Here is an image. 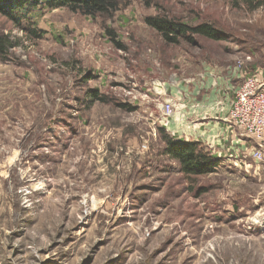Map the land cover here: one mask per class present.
Here are the masks:
<instances>
[{
    "label": "rangeland",
    "instance_id": "374dc122",
    "mask_svg": "<svg viewBox=\"0 0 264 264\" xmlns=\"http://www.w3.org/2000/svg\"><path fill=\"white\" fill-rule=\"evenodd\" d=\"M24 14L19 29L0 15L15 43L0 60V264H264V161L187 180L157 133L164 84L264 74V7L121 0L112 18ZM149 16L208 23L222 40L167 45ZM93 90L105 103L87 109Z\"/></svg>",
    "mask_w": 264,
    "mask_h": 264
},
{
    "label": "trees",
    "instance_id": "16d2710c",
    "mask_svg": "<svg viewBox=\"0 0 264 264\" xmlns=\"http://www.w3.org/2000/svg\"><path fill=\"white\" fill-rule=\"evenodd\" d=\"M231 2L233 6H242L248 12L264 7V0H231ZM120 3L121 0H0V15L19 29L21 17L27 12L66 8L91 18H112ZM145 24L167 45H177L181 42L191 45L195 37L212 41L222 40L220 31L208 23L192 26L168 16H149L145 18ZM30 34L39 38L32 31ZM110 35H113L111 31ZM14 46L15 43H12L8 36L0 33V60L6 58L9 50ZM86 98L87 109L96 102L105 103L104 97L99 95L97 90L90 91ZM157 133L163 145L162 154L176 164L178 173L187 180L213 174L223 164V160L212 154L200 141L176 138L168 133L164 126H159Z\"/></svg>",
    "mask_w": 264,
    "mask_h": 264
},
{
    "label": "crops",
    "instance_id": "0c3cea01",
    "mask_svg": "<svg viewBox=\"0 0 264 264\" xmlns=\"http://www.w3.org/2000/svg\"><path fill=\"white\" fill-rule=\"evenodd\" d=\"M209 74L207 82L200 83L193 90L186 88L182 82L177 83L173 89L166 84L157 89L169 93L167 97L158 99L159 104L172 99L183 106L172 118L165 119L167 123L162 122L161 126L176 138L200 141L223 163L244 168L252 149H260L264 153V139L257 143L242 136L226 121L235 91L242 84L246 73L238 74L233 70L228 75L214 71H209ZM253 76L264 83V74L255 72Z\"/></svg>",
    "mask_w": 264,
    "mask_h": 264
},
{
    "label": "built area",
    "instance_id": "2783aa9c",
    "mask_svg": "<svg viewBox=\"0 0 264 264\" xmlns=\"http://www.w3.org/2000/svg\"><path fill=\"white\" fill-rule=\"evenodd\" d=\"M181 107L183 106L179 102H174L172 99L166 100L159 104L160 115L163 119H170L179 112ZM226 121L242 136L257 143L263 142L264 83L261 80L254 76L243 78L242 84L235 91ZM249 157L260 163L264 160V153L260 149H252Z\"/></svg>",
    "mask_w": 264,
    "mask_h": 264
}]
</instances>
